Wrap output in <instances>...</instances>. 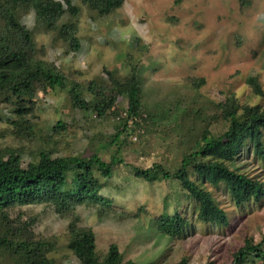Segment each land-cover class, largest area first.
Instances as JSON below:
<instances>
[{
    "label": "rangeland",
    "instance_id": "374dc122",
    "mask_svg": "<svg viewBox=\"0 0 264 264\" xmlns=\"http://www.w3.org/2000/svg\"><path fill=\"white\" fill-rule=\"evenodd\" d=\"M74 3L79 13H66L59 26L72 27L81 45L78 52L55 33L36 27L32 11L20 14L36 56L81 86H110L111 77L124 82L135 68L142 84L140 117L122 126L127 102L121 96L99 118L74 108L65 91L38 89L30 112L17 118L0 97V160L18 156L26 166L47 151L52 157L97 155L105 163L112 157L123 161L110 178L97 175L100 195L112 201L111 209L78 206L63 216L51 205H26L10 212V219L33 223L36 238L51 244L49 264H79L67 247L70 223L94 233L100 257L114 244L124 261L138 264L183 259L187 264H230L246 242L264 247V197L239 207L224 183H200L229 219L227 227L201 224L177 181L160 173L150 181L135 176V169L155 166L173 173L204 132L223 134L228 125L224 104L264 108V0H124L103 17L81 0ZM58 123L64 129L56 128ZM231 166L264 184V162L249 146ZM174 208L189 226L178 237L162 236L155 220ZM0 264L13 262L0 251Z\"/></svg>",
    "mask_w": 264,
    "mask_h": 264
},
{
    "label": "trees",
    "instance_id": "16d2710c",
    "mask_svg": "<svg viewBox=\"0 0 264 264\" xmlns=\"http://www.w3.org/2000/svg\"><path fill=\"white\" fill-rule=\"evenodd\" d=\"M81 3L103 17L119 9L124 0H81ZM30 11L34 14L36 27L55 33L72 52H78L81 46L70 25L59 26L66 13L73 17L79 13L74 0H0V97L10 105L17 118L30 112L38 89L65 91L74 108L90 111L99 118L105 116L121 96L127 102L122 126L125 128L128 120L140 117L142 84L135 68L124 82L111 77L110 86L94 82L81 86L36 56L31 31L20 20L22 12ZM249 84L255 94H260L254 79H250ZM86 94L90 99L86 98ZM222 110L228 123L226 131L219 136L204 132L193 151L182 157L175 172H164L155 166L146 170L135 169V176L150 181L155 173H160L163 179L177 181L184 196L193 205L196 222L227 227L228 216L200 183L211 186L224 183L239 207L263 199L264 184L231 165L246 145L256 158L264 162V108L258 105L239 108L224 104ZM56 128L62 130L64 126L58 123ZM122 162L112 157L105 163L97 155L88 158L52 157L47 151H41L38 161L26 166L22 165L18 156L1 159L0 251L8 255L13 264H49L46 254L52 250L51 244L36 238L32 222L10 219L9 213L26 205H51L56 213L63 216L78 206H93L107 211L113 203L100 195L103 185L97 175L110 178L112 170ZM190 172L195 174L197 182L192 180ZM155 225L160 235L175 238L184 233L189 221L174 208L172 213L157 217ZM67 232V247L79 264H138L124 261L114 244L100 257L95 235L89 228L70 223ZM258 263L264 264L263 244L246 242L233 254L230 264ZM177 264L187 262L183 259Z\"/></svg>",
    "mask_w": 264,
    "mask_h": 264
}]
</instances>
